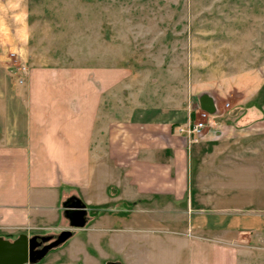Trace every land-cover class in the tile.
Masks as SVG:
<instances>
[{"label": "crops", "instance_id": "0c3cea01", "mask_svg": "<svg viewBox=\"0 0 264 264\" xmlns=\"http://www.w3.org/2000/svg\"><path fill=\"white\" fill-rule=\"evenodd\" d=\"M24 8L0 0V237L58 234L76 196L88 221L92 204L171 214L155 222L173 226L181 211L192 258L237 264L238 249L221 234L264 235V107L229 110L231 121L192 141L196 113H219L185 64L157 69L120 54L49 61L25 42ZM7 35L21 39L18 55Z\"/></svg>", "mask_w": 264, "mask_h": 264}, {"label": "rangeland", "instance_id": "374dc122", "mask_svg": "<svg viewBox=\"0 0 264 264\" xmlns=\"http://www.w3.org/2000/svg\"><path fill=\"white\" fill-rule=\"evenodd\" d=\"M21 1L25 24L32 29L25 42L36 52H47L49 61L98 63L106 56L103 61L111 62L120 54L117 60L157 69L185 64L192 86L199 83L217 97L219 116L200 110L192 119V125L206 122L203 135L216 123L231 121L229 110L236 109L239 116L237 108L251 101L264 107V0ZM7 37L13 51L22 52L21 39ZM0 44L7 42L0 38ZM88 207L93 219L104 214L105 219L73 229L67 242L35 264H213L208 258H192L183 240L189 231L182 226L181 211L174 212L173 226L155 222L170 220L167 213L134 206L109 211L102 205ZM221 235L223 244L238 249L237 264H264V235Z\"/></svg>", "mask_w": 264, "mask_h": 264}, {"label": "water", "instance_id": "95a60500", "mask_svg": "<svg viewBox=\"0 0 264 264\" xmlns=\"http://www.w3.org/2000/svg\"><path fill=\"white\" fill-rule=\"evenodd\" d=\"M64 213L69 220V228L61 230L55 237L50 234L32 235L22 233L14 239L0 237V264H35L42 260L73 235V229L84 228L87 221L86 204L76 196L64 203ZM108 264H122L111 261Z\"/></svg>", "mask_w": 264, "mask_h": 264}, {"label": "built area", "instance_id": "2783aa9c", "mask_svg": "<svg viewBox=\"0 0 264 264\" xmlns=\"http://www.w3.org/2000/svg\"><path fill=\"white\" fill-rule=\"evenodd\" d=\"M203 115H207V112L203 113ZM206 126H207L206 122H202V121L196 122L195 124L191 125L187 130L190 140L198 141L199 139H201Z\"/></svg>", "mask_w": 264, "mask_h": 264}, {"label": "trees", "instance_id": "16d2710c", "mask_svg": "<svg viewBox=\"0 0 264 264\" xmlns=\"http://www.w3.org/2000/svg\"><path fill=\"white\" fill-rule=\"evenodd\" d=\"M16 237H17V236H10V235H8V236L3 237V238L12 239V238H16Z\"/></svg>", "mask_w": 264, "mask_h": 264}, {"label": "flooded vegetation", "instance_id": "af4514ba", "mask_svg": "<svg viewBox=\"0 0 264 264\" xmlns=\"http://www.w3.org/2000/svg\"><path fill=\"white\" fill-rule=\"evenodd\" d=\"M87 217H88V213H87ZM50 235H53L54 237L56 236L55 234H50ZM109 262H111V261H108L107 264H108ZM117 262H119V261H117ZM122 264H123V263H122Z\"/></svg>", "mask_w": 264, "mask_h": 264}]
</instances>
